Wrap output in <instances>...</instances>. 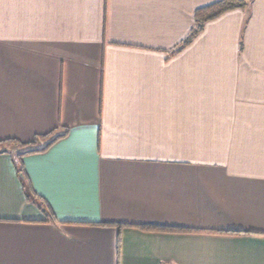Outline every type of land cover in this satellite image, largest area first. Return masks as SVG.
<instances>
[{
  "label": "crops",
  "instance_id": "1",
  "mask_svg": "<svg viewBox=\"0 0 264 264\" xmlns=\"http://www.w3.org/2000/svg\"><path fill=\"white\" fill-rule=\"evenodd\" d=\"M220 1L0 0V264H264V0L182 46Z\"/></svg>",
  "mask_w": 264,
  "mask_h": 264
},
{
  "label": "trees",
  "instance_id": "2",
  "mask_svg": "<svg viewBox=\"0 0 264 264\" xmlns=\"http://www.w3.org/2000/svg\"><path fill=\"white\" fill-rule=\"evenodd\" d=\"M245 8H246V2L243 0H222L220 2L199 9L195 14L196 27L192 31L190 37L183 42L182 46L185 47L191 44V42L204 30V27L209 22L220 18L222 15L228 12L235 10H244ZM146 229L154 230V231H171V232L184 231L177 229H163V228L157 229L153 227H146Z\"/></svg>",
  "mask_w": 264,
  "mask_h": 264
}]
</instances>
